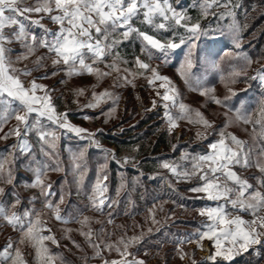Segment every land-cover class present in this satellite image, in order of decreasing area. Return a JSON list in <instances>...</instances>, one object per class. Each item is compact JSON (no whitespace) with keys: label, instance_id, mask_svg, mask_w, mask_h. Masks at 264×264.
Returning <instances> with one entry per match:
<instances>
[{"label":"snow or ice","instance_id":"snow-or-ice-1","mask_svg":"<svg viewBox=\"0 0 264 264\" xmlns=\"http://www.w3.org/2000/svg\"><path fill=\"white\" fill-rule=\"evenodd\" d=\"M197 6L203 16L211 12L212 15L221 18L230 17L233 22L224 29L205 28L200 23V17L193 19L187 15L185 9L179 6L178 0L175 3L174 0H35L34 4H26L25 0H0V127L10 119L14 118L16 121L15 126L9 129L4 138L9 135H15L17 138L16 143L9 145V149L16 156L29 159L30 163L26 167L34 173L31 186L40 190L45 207L54 213L55 218L64 222L69 219L77 220L81 225L82 235L97 256L105 249L117 254L116 258L103 260V264H145L143 259L135 255L138 249L130 250L136 245L142 246L145 239L143 232L139 235H124L116 241H110L100 240L103 232L101 229V232L96 234V239H93V232L87 227L90 218L87 216L81 218L80 215L63 216L60 208L64 201L63 191L54 190L52 184L47 183L44 177L50 167L62 170L57 151V142L61 134L83 139L86 141L85 147L79 148L76 152L69 148L71 167L75 173L74 181L78 186L83 185L88 168L82 161L87 148L94 146L103 153L104 163L98 166L95 179L91 182L89 205L103 211L117 203L107 194L108 162L111 160L117 165L133 162L135 167V158L126 155L117 159L113 151L103 148L96 139L97 132L101 130L92 132L73 124L69 120L70 113L67 109L58 110L56 99L60 98L54 99L55 89L49 88L47 84L38 83L36 78L28 81L26 77L31 70L18 69L14 66L16 61L25 59L26 56L18 55L14 60L11 55L14 49L9 45L19 42L28 54L37 48L46 49L47 54L53 57V68L50 70L53 76L57 71H64L68 76L87 73L101 79L110 76L113 71L117 73L123 71L118 80L124 83L132 82L128 78L129 75L133 79L137 75L142 76L150 86L157 88L152 108L159 107L162 111V119L167 122L169 133L182 118L210 127L211 122L202 113L178 101V91L171 77L161 74L159 66L151 63L153 59H162L165 64H172L175 60L178 63L179 74L190 86L195 84L203 95L214 92L215 88H205L195 76L199 67L194 64V51L200 64L215 65L214 57L218 55V47L225 39L230 38L237 49L236 59L244 61L242 66L244 68L251 66L252 60L241 51V27L236 23V13L232 10L239 5L232 4L231 0H198ZM215 8L224 10L215 12L213 11ZM33 13L42 15L33 19ZM45 17L57 27L50 29L45 26L41 22ZM33 25L39 31L34 29ZM141 26L148 30H142ZM152 29L158 34H153ZM133 36L141 42L140 51L146 54V60L134 56L132 61H127L119 56L117 52L119 45ZM44 59L45 57L37 58V68L43 66ZM121 63H131L133 68L121 70L119 67ZM100 64H104L108 71L101 70L98 67ZM48 75L49 73L45 72L39 79H44ZM22 76L25 78L22 79ZM236 77L258 80L264 86V65L254 69V75L251 76L245 71H233L231 82L234 83ZM83 91L84 89H77L76 94L80 95ZM235 95L236 92L228 87L227 94L212 95L211 99L216 104L227 107ZM107 101L116 105L119 97L109 89L101 92L93 90L91 99L84 107L99 108L100 114L105 115L101 105ZM241 103L243 104V101ZM173 109H176L175 113ZM114 111V107L110 108L106 119ZM235 111L236 120L251 124L254 136L257 135L255 130L258 127V135L264 139V102L261 104L259 119H252L240 108H236ZM30 134L35 135V145L29 140ZM37 155L40 159H37ZM16 156L13 157V161ZM181 159L186 162V166L168 159H163L160 166L176 179L191 181L196 177L195 183L188 190L199 194L196 199L213 202L205 203L199 209V215L204 218L200 221V227L183 237V240L197 237L198 246L201 248L205 239L209 242L208 255L200 264H234L235 257L249 249L256 255H261L260 250L264 249V191L249 183V180L238 174L235 169L237 166L247 168L254 164L259 169V184L264 187V147L260 150V157L253 160L252 150L246 146L245 141L233 134L220 131L218 138L209 142L200 154L182 156ZM43 160L50 163H43ZM13 161L0 154V178L7 184L13 183ZM33 164L36 166L32 167ZM159 178L165 179L163 176ZM120 187H123V183ZM120 187L116 189L117 195ZM4 197L11 199L5 200ZM36 199L37 197H32L29 204ZM17 205L20 206L19 210L9 211V208L15 209ZM239 213L250 215L252 218L245 219L244 215ZM0 218L10 223L13 228H18L20 232L17 239L8 237L4 245L0 246V264H29L19 247L25 241H29L35 249L37 264H56V255L50 252L45 243L46 241L57 243L56 237L51 234V230H48L47 235L44 234V221L41 220L39 212L23 203L14 189L6 191L4 187H0ZM156 222L153 213V223ZM86 227L87 230H84ZM76 246L80 247L79 244ZM177 251L181 253L182 258L187 255L181 248H177ZM192 264L197 262L193 260Z\"/></svg>","mask_w":264,"mask_h":264},{"label":"rangeland","instance_id":"rangeland-1","mask_svg":"<svg viewBox=\"0 0 264 264\" xmlns=\"http://www.w3.org/2000/svg\"><path fill=\"white\" fill-rule=\"evenodd\" d=\"M36 15H37L36 17H33L32 15V18L33 19L39 18L40 14L39 15L36 14ZM240 44H244V43L241 42ZM236 51L237 49H235L232 44L231 50H228L226 52L224 51L221 55L214 57L215 65L200 64L196 60L197 53L194 51L193 54L194 64H197L199 67V72L197 76L196 75L195 76L199 78L201 84H203L205 88H213V87L215 88V91L209 92L208 95H203L195 84H192L190 86L189 83L185 81V79L178 72V63H175L174 65L175 68H174L163 63L162 59H153L151 61V63L154 66H159V70L161 74L168 75L169 77H171L173 85L178 91V101L189 105L190 108L193 110H198L200 113L203 114V116L206 119H208L211 122L210 127H205L203 124L194 123L191 119H187V118L179 119L177 121V126L173 128L171 133H169L176 140L174 142V146L177 149L180 143L181 144L186 143L191 147L193 146L199 147L201 144L205 143L209 138L212 139L218 138V133L220 131H223L226 134H233L238 139L245 141L246 146L248 144L247 147H250L251 150L257 148L258 145L257 135L254 136L253 126L251 124L244 123L241 120H236L235 112H232L228 107H224L222 105L216 104L211 99L212 95L223 96L227 94L228 87L236 91L237 89L245 86L243 82L238 83L239 77L235 78L234 83L231 82L230 79L233 71H241V69L236 70L235 66L232 65L234 64L237 65L236 61L239 64L241 62L242 64H244L243 60L236 59ZM16 52H19L18 49H15V51L13 52L14 55L17 54ZM242 52L246 55L248 54L245 51ZM13 53H11V55L12 58L15 60V57L18 55L14 57ZM21 55L26 56V58L16 61L14 66L18 69H25V68L32 69L36 64L38 58L37 55L34 53V51L31 54H28L27 52H23ZM35 59L36 61H34ZM262 65H264V60L259 62L252 61L251 66L244 68V70L242 71L247 72L248 75L251 76L254 75V69ZM119 67L121 70L125 68L131 69L133 68V65L131 63L129 64L121 63ZM45 68L37 69L33 71L31 70V73L26 77V79L30 81L36 78L38 83L47 84L49 88L55 89V91L53 92L54 99H56L59 95L63 96L61 100L64 103H62V108L60 111H64L65 109H67L69 113L79 112L76 116L77 120H72L69 117V120L73 124L87 128L92 132L101 130L97 132L96 139L99 140L103 148L109 149L114 153L117 152V147L115 145H112V143H110V140L102 141V139L98 135L99 133L116 134V132H119L126 126L139 123V121L142 120V118H144L146 114L157 113L163 122L162 127L168 128L167 122L162 119V111H160L159 107L152 108V101L153 99H156L155 93L157 91V88L155 86H150L147 83L146 79L142 76L137 75L133 79V77L129 75L128 78L132 82L124 83L123 81L118 80V76L122 75L123 71H121V73H117L113 71L110 76H105L101 79H98L95 75H91L87 73L81 75L68 76L64 71H57L56 75L53 76ZM99 68H101V70L108 71V69H106L105 67L100 66ZM48 69L51 68L48 67ZM225 69L231 71L226 73ZM223 70L225 72L224 73L222 72L223 74L221 75L220 71ZM45 72H48L49 75L44 79H39V77ZM221 77H223L224 79L222 80ZM24 78L25 77L22 76V79ZM249 80L252 81L251 79ZM255 81L260 88L264 89V86H262L258 80ZM117 84L119 86H117ZM77 89H84V91L82 94L77 95L76 94ZM105 89H109L119 97L118 104L113 105L111 101H107L103 103L101 105V108L103 109L105 115L100 114L99 108L90 109L84 107V105L87 104L91 99V93L93 90L96 92H101ZM113 107L115 108V111L111 114L110 117L106 119V115L109 109ZM145 109H148V111H145ZM90 111H93L95 113L89 115L90 113L88 112ZM175 111L176 109H173L174 113ZM225 113H227V115H225ZM250 116L252 117V119H259L260 110H256L252 112ZM86 117H91V119H88ZM12 124L15 125L16 122L13 121ZM9 127L10 126L7 125L0 131V137L2 136V134L5 133V131ZM255 131L256 133H258V129H256ZM198 133L201 135H198ZM66 136L69 139H77L84 141L83 139L75 138L73 135H66ZM16 140L17 138L15 137V135H12L9 140H4L0 138V145L5 143L6 141L10 142L11 144H14L16 143ZM32 142L36 144L35 141L32 140ZM60 142L63 144V147L60 146ZM66 143L67 142H65L64 139L61 140V135H60V140L57 142L58 145L57 151L59 152L61 149L63 150V153L65 154L63 157H65L66 161L64 162L66 166L62 167L61 168L62 170L47 172L44 179L47 183L52 184L54 180H56V177L58 178V176L61 174L64 176L65 180L61 181L59 186V190H62L64 195V201L63 203L60 204L61 214L65 217H76L78 215H80L81 218L83 216L89 217L90 219L87 227L91 228L93 232V239H96V234L101 232V229L103 230V232L100 235V240L116 241L121 236L139 235L141 232H143L145 238L148 235L151 236L152 234L158 233V229L163 226H166L167 230L171 229L172 225H174L175 228H182L183 227L182 225L180 224L176 225V223H174L176 219L179 218V216L180 218H188V219L197 216L200 218V220L204 219L199 215V209L183 208L181 203H176L173 200L160 201L154 205L146 206V202L144 201L138 202L139 199H137L136 203H133L132 201L128 204L124 203L123 207H125L124 208L125 210L119 208V202H117L118 206L117 204H115L111 208H105V210L103 211L96 210L95 208L89 205L91 182L89 185L84 187V189L86 188L85 191L82 188L83 185L78 186L77 184L75 185V183H73V185H71L72 187L70 186L71 189L68 188L67 186L68 183H70L68 182V180L74 181L75 173L71 167L72 161L70 159L71 154L69 152V146L68 145L66 147L64 146V144ZM258 155L252 153V159L255 160L259 158ZM123 156H125L124 153L120 155V157ZM85 158L86 155L83 161H86ZM90 163H93V161H91ZM108 164H107V175L109 179L110 173L108 172L110 171H108ZM99 165L100 164L92 167V171H93L92 174L94 175V179ZM235 170L237 171L238 174H240L242 177L245 178L246 176H251V174H257L259 169L256 168L254 165V169L250 168V169H245L243 171L238 169ZM16 171L17 173L15 174V176H13V179H15V177L20 178L19 174L23 173L20 168H17ZM88 173L89 170L87 171L85 178L88 176ZM119 176L121 177L122 174H119ZM26 179L28 180H24V182H20V184H18L17 187L19 188L22 195L25 194L29 195L28 198L30 200L32 197H36L39 195L40 199L35 200V203H31L32 205L31 207H34L39 212L41 220L44 221V229H43L44 234L47 235L48 230H51V234H53L56 237L57 243L53 244L50 241H46L45 243L50 247L57 246L62 250L61 252L56 254V264H103V260L105 259L116 258L117 254L115 252H108L106 249L102 251L100 256H97L95 254L94 249L91 247V245L87 243L85 237L82 235L80 223L75 219H69L67 222H64L63 220H57L55 218L54 213L51 212L47 207H45L43 197L40 196V190L36 187H35L36 189L32 188L33 186H31L30 181L34 179V174L32 172L27 173ZM137 179L134 180L136 181ZM125 181L126 180H123L124 184ZM249 183L253 184L254 181L250 179ZM107 184H108L107 194L108 195H110V193L113 194L112 193L113 190H111L109 187L110 182L107 181ZM125 186L126 185L120 187L119 195H117L116 193V195L114 196V199L116 201L117 199L120 198L121 195H123V192L125 191L124 188ZM255 186H257V184ZM85 193L87 195H85ZM85 205H89V206L85 207ZM17 207H19V205H17ZM65 207H67L68 209H66V211H63ZM137 209H138L137 211L138 215L137 214L133 215V213ZM145 209L146 211H143ZM149 210L152 211L150 212ZM129 213L132 214L129 215ZM153 213H154V219L155 221H157L156 223H153ZM136 221L141 222L140 227H135ZM1 227H3L2 232L4 234L8 233V237H12L14 240L17 239L18 236L20 235V232L12 230L6 227L4 224L1 225L0 223V228ZM87 227L84 230H87ZM69 229L71 231H67ZM149 229H151L152 231L149 232L148 231ZM186 236L175 237L176 241L182 240V242H179L176 245H173L169 242L162 244L159 241H157L156 238L152 239L155 244L154 247H149V249H143L141 251H135V255L137 258L143 259L145 261V264H192L193 260H195L197 264H200V262L203 261V258L206 255H208V249L210 247V244L205 239L202 242L203 247L201 248L198 246L197 237L193 236L191 237L190 240H183V237ZM76 244H79L80 247H77ZM27 245L31 247L29 250L30 252L27 251L26 248ZM138 246L139 245H136L134 246L133 249L130 250H135ZM19 247L23 251L25 258H27L31 254L32 250L34 251L35 254V249L32 247L29 241H25L24 243L20 244ZM177 248L183 249V251L187 253V255H184L182 258L181 253L177 251ZM170 250L173 251L171 253L174 254L173 257L174 261L167 263V257L165 256V251H167V255H169L170 252L168 251ZM50 252L53 254L55 253L51 249ZM69 258H72L73 261H69L70 260Z\"/></svg>","mask_w":264,"mask_h":264},{"label":"trees","instance_id":"trees-1","mask_svg":"<svg viewBox=\"0 0 264 264\" xmlns=\"http://www.w3.org/2000/svg\"><path fill=\"white\" fill-rule=\"evenodd\" d=\"M176 0H174V3ZM26 4H34L35 0H25ZM232 4L239 5V7H236L232 9L236 13L235 21L238 23L241 27V40L240 43L243 42L244 44H241V50L247 52L250 59L254 61H263L264 60V0H231ZM178 4L181 8L185 9L187 15L191 16L193 19L200 17V23L205 28H221L224 29L228 24H231L233 21L230 17H218L214 16L209 13L207 16H203L201 13L200 8L197 6L198 0H178ZM223 8H215L213 11L215 12H221L223 11ZM33 16L36 15L35 13L32 14ZM42 15V14H40ZM37 16V15H36ZM47 19V17H45ZM48 21V28L55 29L53 25ZM34 29L39 31L38 28H36L35 25L32 26ZM142 30H148L146 27L141 26ZM153 34H158L155 29L151 30ZM13 45V46H12ZM15 51V49H18L19 52H16V55H21L23 52H26V50L23 48V46L19 42H13L11 45ZM141 42L136 39L134 36L130 37L129 40L125 41L123 44L119 45L117 48V52L119 53V56L122 57L124 60L132 61L134 56H140L141 59H147V56L145 53H142L140 51ZM232 49V42L230 38L225 39L222 44L218 47L217 53L221 55L224 51H228ZM13 51V52H14ZM12 52V53H13ZM34 53L37 55V57H45L43 61V66L37 68L36 64L34 67L30 70H37L45 68L49 72L53 68L52 65V58L47 54V50L43 48H37L34 50ZM16 55L13 56L15 57ZM36 61V59L34 60ZM111 61V57L109 58V62ZM234 61V60H233ZM175 60H173L172 64H167L168 66L175 68ZM236 64L238 65H232L235 66L236 70H244V67H242L244 64L242 62L239 64L236 61ZM51 69H48V67ZM105 67L104 64L98 65V67ZM226 73L231 70H226ZM220 71V74L222 75L224 72ZM199 71L195 72V75L197 76ZM223 72V73H222ZM31 73V71H30ZM217 78V77H216ZM238 83H244L245 86L237 89L236 95L232 97L231 102L227 106L232 112H235L236 108H240L242 112H245L246 114L250 115L252 112L256 110H260L262 102H264V89L260 88L255 80L250 81L249 79H243V77L238 78ZM62 97L58 96L56 100V104L59 110L62 108ZM243 101V104L241 103ZM235 106V107H233ZM79 112H72L70 113L69 117L72 120H77L76 116ZM89 115L95 113L93 111L88 112ZM93 116V115H92ZM13 121L15 119H10L7 123L3 124L2 127H0V131L7 125L10 127L5 131L4 134L0 137L4 140H9L12 135L5 137V134L8 133L10 128H13L15 125H13ZM16 122V121H15ZM162 120L160 116L157 113H150L146 114L142 120L139 121V123H135L134 125L126 126L119 132H116V134H104L99 133V137L104 140H110V143L112 145H115L117 147L116 157H120L121 154L124 153L126 156H132L135 158V167L133 166V162H129L128 164H122L117 165L114 161H109L108 163V173H110L108 182H110V189L113 190V194L110 193L109 196H111L114 199V196L116 195V189L120 187L121 183H123V186L126 185L125 191L123 192V195L120 196L119 199H117V202H119V208L125 210L123 207V204L130 203L131 201L133 203H136L137 199L138 202H146V206L154 205L160 201L165 200H173L176 203H181L183 208H192V209H200L205 205V203L212 204L213 202L208 201L205 202L200 199H196L195 197L199 194L192 193L188 189L192 184L195 183L196 177H193L191 181H186L183 179H176L174 178L171 173L168 172V170L163 169L161 165V161L163 159L168 160H175L177 163L181 165L186 166V162L181 159L182 156H195L197 154H200L205 148L206 145L211 142L213 139L209 138L205 143L201 144L199 147H191L190 145L179 144L178 149L174 147V142L176 141L172 135L169 134L167 131V128L162 127ZM13 125V126H12ZM259 132V128L257 127ZM59 131V130H58ZM64 139L66 144L69 148H71L72 152H76L79 148L85 147L86 142L82 140L77 139H69L65 134H61V140ZM30 142L35 145L33 141L36 142V138L34 134L29 135ZM60 140V139H59ZM257 148L252 150V153L255 155H258L260 157V150L262 147H264V139L259 137L257 133ZM9 145H12L10 142L6 141L5 143L0 145V154L7 156L9 161H13V157L16 156L15 153H12L9 149ZM60 146L63 147V144L60 142ZM248 146V144H247ZM184 151V152H183ZM60 154V155H59ZM65 154L63 153V150L61 149L58 152L59 160L61 162V168L65 167L66 164L64 161L65 157H63ZM103 153H101L98 149L94 148L93 146L87 148L86 152V161H83L87 164L89 173L88 176L85 178V181L83 184V190L85 191L84 187L89 185L90 182L93 181L94 175L92 174V167L98 164L104 163L103 159ZM102 156V158H101ZM94 158V160H93ZM37 159H40V156L37 155ZM119 159V158H117ZM93 161V163H90ZM43 163H50L48 160H43ZM30 163L29 159H25L23 156H16L15 160L12 163V170H13V176L17 173L16 169L20 168L22 170V174H19L20 178L15 177L13 179L12 184H7L4 182L3 178H0V187L3 186L6 191L13 190L20 196L21 201L25 203L27 206H32L31 204H28L29 201H31L28 197L29 195H22L19 188L17 187L20 182H24L26 179L27 173H31L29 167H26ZM91 164V166H90ZM36 165H32V167H35ZM5 167L7 168L8 165L6 164ZM254 169V164L252 167L242 168L237 166L236 169L238 170H245V169ZM257 168V167H256ZM55 168H49L47 172L56 171ZM46 172V173H47ZM33 173V172H32ZM34 174V173H33ZM119 174H122L120 177ZM66 175V174H65ZM157 177L156 179H149V177ZM163 176L165 179H160L159 177ZM138 178V179H137ZM248 180H253V185L260 188L261 191H264V187L260 186L259 184V178L260 173L258 170L257 174H251V176L245 177ZM20 179V181H19ZM134 179H137L136 181ZM65 180L64 176L61 174L56 177V180L52 183L54 190H59L60 182ZM125 181V184L123 182ZM31 182V181H30ZM68 188L71 189V185L75 183V181H69L68 180ZM256 183V184H255ZM76 185V183H75ZM71 186V187H70ZM35 188V187H32ZM67 188V190H68ZM36 189V188H35ZM69 194V193H68ZM85 195H87L85 193ZM39 200V195L36 196ZM5 200H10V197H4ZM36 199V200H37ZM32 203H35L32 202ZM118 206V203H116ZM134 206V205H133ZM20 209L19 207H16L15 209L9 208V211H17ZM68 209L65 207L63 211H66ZM134 209V207H133ZM105 210V209H104ZM138 209L135 210L134 214L138 215ZM143 211H146L143 210ZM142 211V212H143ZM141 212V213H142ZM144 213V212H143ZM132 213H129L131 215ZM248 218H252L250 215H246L243 213H240ZM122 215V213H121ZM127 215V214H126ZM183 217V216H182ZM200 218L197 216H194L191 219L188 218H177L174 223L176 225L180 224L183 227L182 228H175L174 225L171 226V229L166 228V226L160 227L158 229V233L152 234L151 236H146L145 240L143 241L142 246H138L136 249L138 251H141L143 249H149V247H154V242L152 239H155L159 241L160 243H171L173 245H176L178 242L176 241L177 236H186L190 233H193L197 230V228L200 227ZM1 225L4 224L6 227L15 230L19 232L18 228H13L11 224H9L6 220L3 218H0ZM139 221L135 222V227H140ZM3 227L0 228V246H3L5 241L8 239V233L4 234ZM49 249L53 250L54 255L61 252V248L57 246H48ZM160 247V246H158ZM27 251L30 252V246H26ZM261 255H256V253L249 249L247 252L239 254L234 259V264H263L264 263V249H261ZM170 252L169 255H167V251H165V256L167 257V263H170L174 261L173 257L174 254ZM27 254V253H26ZM29 262V264H37V261L35 260V254L32 250L31 254L26 258ZM69 261H73L72 258H69Z\"/></svg>","mask_w":264,"mask_h":264},{"label":"crops","instance_id":"crops-1","mask_svg":"<svg viewBox=\"0 0 264 264\" xmlns=\"http://www.w3.org/2000/svg\"><path fill=\"white\" fill-rule=\"evenodd\" d=\"M33 17H36V15H34ZM43 21V22H42ZM42 23L45 25V26H48V21H47V19H42ZM45 21V22H44ZM49 22L53 25V27L54 28H56L57 26L54 24V23H52L50 20H49ZM240 214V213H239ZM244 218L245 219H250V218H248V217H246V216H244Z\"/></svg>","mask_w":264,"mask_h":264}]
</instances>
